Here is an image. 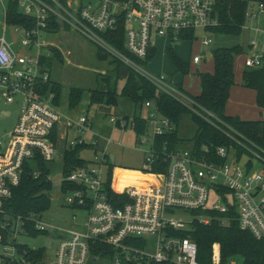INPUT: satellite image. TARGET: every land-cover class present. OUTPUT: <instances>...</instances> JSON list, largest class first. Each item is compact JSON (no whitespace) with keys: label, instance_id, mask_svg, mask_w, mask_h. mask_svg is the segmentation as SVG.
I'll return each instance as SVG.
<instances>
[{"label":"built area","instance_id":"obj_1","mask_svg":"<svg viewBox=\"0 0 264 264\" xmlns=\"http://www.w3.org/2000/svg\"><path fill=\"white\" fill-rule=\"evenodd\" d=\"M8 1L0 0L5 22ZM14 1L20 14L32 23L31 27L14 26L16 32L23 34L20 45L28 52L37 48V52L35 56L19 54L4 35L0 37V102L19 107L4 151L0 140V214L4 213L12 190L19 186L25 167L38 179L39 162L46 165L54 162L59 153L58 144L62 143V149L87 144L94 151L91 161L84 160V165L68 174L61 173L59 187L66 195V204L85 217L78 222L73 216L74 225H79L76 229H58L54 257L47 264H98L101 261L105 264H200L197 244L184 236L192 230L194 221L209 224V217L195 216L198 210L217 214L234 211L239 228L256 240L264 241V145L256 144L210 113L202 110V115L196 111L192 98L177 89L178 83L163 75L151 74L144 68L148 63H143L150 50L156 51L157 40L179 42L182 32L195 34L198 29L208 31L218 26V19L213 16L217 2L236 0ZM256 5V11L250 5L246 11L242 31H250L251 36L246 51L235 60L243 58L244 70L264 71V22L261 19L264 4ZM121 17L125 22L124 45L128 56L115 50L101 35L116 29ZM248 21H256V24L248 25ZM52 22H56L60 30L67 27L78 32L121 62L128 71L190 108L221 131L234 146L220 147L214 152L205 147L199 153L193 146L190 150L176 148L171 152L164 149L165 171L153 169L157 156L153 140L171 132L173 126L159 115L152 102L146 101L143 109L148 130L145 135L136 137V144L148 145L143 168L147 179L144 183L123 187L111 183L108 189L111 164L106 149L101 150L94 137L86 138L92 134L91 119L86 115L74 117L61 109L51 88L54 82L50 70L41 64L40 50L52 45L39 40L42 34L50 35L47 30ZM201 44L208 46L211 40L203 39ZM202 60L199 54L192 57L194 65ZM261 110V120H264V109ZM0 115L11 116L12 112L2 110ZM110 122L126 130L123 118H110ZM261 136L264 138V125ZM110 143L106 140L107 146ZM47 180L53 183L50 170ZM64 184L71 188L63 190ZM109 190L117 198L112 199ZM5 216L0 230L7 232L8 237L3 241L0 233V264H25L26 252L18 248L25 244L19 242V236L30 237L29 226L37 232L54 228L42 222V214L8 213ZM109 248L114 251L111 257L105 255ZM95 251L99 255H94ZM211 264H221L217 244L212 247ZM230 264H238V261Z\"/></svg>","mask_w":264,"mask_h":264},{"label":"trees","instance_id":"obj_2","mask_svg":"<svg viewBox=\"0 0 264 264\" xmlns=\"http://www.w3.org/2000/svg\"><path fill=\"white\" fill-rule=\"evenodd\" d=\"M255 3L264 4V0H236V1H218L214 11V17L218 19L219 25L208 29V31L229 37H237L242 33V26L246 23V11L249 5ZM6 24L8 26L31 27L30 19L22 16L19 12L18 5L14 0L8 1ZM65 29H68L65 27ZM124 17H121L116 29L101 34L118 52L127 55L124 45ZM60 26L52 22L48 28V33L56 34ZM180 41H194L193 32H182L179 34ZM53 52V59L61 60L60 54L50 48ZM98 57L106 59L109 55L98 49ZM244 50L240 45L233 47H221L213 51V72L200 74V91L196 96H189L193 101V108L204 114L202 110L210 113L213 117L226 125L236 129L242 135L255 142L264 145L262 138V126L264 120L244 121L238 117L229 116L225 113V108L230 98L231 90L234 86V65L235 57ZM167 53L172 65L177 73L187 76L190 70V64L182 61L175 52L169 48ZM155 50H150L146 58L148 63L154 56ZM41 64L48 66V59L41 58ZM111 64L115 67L116 79H121L120 70L123 67L118 60L111 58ZM100 84L97 88L85 92L78 88H71L67 96V105L69 110H74L81 106L85 100L86 105H105L117 106L118 94L116 85L113 80L106 75L100 76ZM242 78L245 86L254 91L256 94V103L264 109V71L244 70ZM51 88L56 94V103L59 104L61 95L60 84L54 82ZM177 89L185 94L187 91L183 88L182 83L177 84ZM87 95V96H86ZM120 96L129 100L135 107L136 112L132 118L124 117L127 123L126 130L132 123V132L136 137L143 136L147 133L146 111L143 104L146 101L152 102L157 112L162 118H165L173 126V130L153 140L154 150L157 153L153 169L159 168V171H165L166 163L162 161V152L166 149L171 152L179 148L182 140L177 136V127L183 116L191 115V119L196 126V133L193 138V148L197 153L208 147L214 152L220 147L234 146L232 142L221 133L215 126L203 120L200 115L193 113L190 108L184 106L171 96L158 91L154 85L128 71L127 78L124 80V86L121 89ZM138 111V112H137ZM137 113V114H136ZM217 124V122H216ZM55 140V137L54 139ZM85 149H90L87 144L76 145L72 149L63 148V174H68L72 169L84 165V160L78 155ZM156 167V168H154ZM38 168L41 175L34 179L28 167L22 175L18 187L12 190L11 198L4 205V213L0 214V224L6 220V214L26 215L29 213L42 214L50 209L51 200L49 197L52 191V184L47 180L49 169L46 164L39 162ZM115 166H110L108 171L107 185L110 189L112 181V171ZM63 190L68 188L62 185ZM71 188V186L69 187ZM112 199L117 198L109 190ZM195 216L204 215L210 218L207 225L194 221L192 230L184 233V236L197 244V260L200 264H211L212 247L217 244L220 249L221 264H230L237 260L238 264H264V241L256 240L249 232L242 231L239 228L238 220L234 211L228 214H217L208 211H195ZM230 218V219H229ZM228 219V220H225ZM30 237L36 238L43 232H37L32 227H28ZM2 240L6 241L8 233L0 230ZM21 252L25 251V264H45L46 251L44 248L31 249L26 245H19ZM94 255H99L95 251ZM105 255L111 257L114 255L112 249H106Z\"/></svg>","mask_w":264,"mask_h":264},{"label":"rangeland","instance_id":"obj_3","mask_svg":"<svg viewBox=\"0 0 264 264\" xmlns=\"http://www.w3.org/2000/svg\"><path fill=\"white\" fill-rule=\"evenodd\" d=\"M250 6L256 11V3ZM261 19L264 22V15ZM255 24L256 21H248V25ZM3 35L8 42L13 44V48L19 54L36 55L37 48L32 52H28L25 47L20 45L23 34L22 32H16L14 26L6 25L4 12L0 5V37ZM194 36V41L171 42L167 39L157 40L156 54L148 62L147 66L144 67L151 74L163 75L167 80L172 79L173 83H182L183 88L189 96L198 95L200 91V74L213 72V51L221 47H233L236 45H240L246 51L251 32L243 30L239 36L229 37L198 29L195 31ZM203 39H210L211 44L202 46L201 41ZM39 41L51 44L52 49L56 50L61 56V60L59 61L51 57L53 56V52L50 48L45 47L40 50L42 58L48 59V68L52 81L61 86V109L74 117L81 115L88 116L92 122V134L86 136V138L90 136L94 137L98 141L99 148L101 150L106 149L109 159L110 155L114 156L115 162L112 166H115V168L112 171V176L115 174V178L113 177L112 184L123 187L127 184H138L141 181L144 183L147 179L143 168L146 166L145 151L148 145H137L136 136L131 130L122 131L110 122V118H132L136 112L134 105L129 100L120 96L121 89L124 86V79H116L115 67L111 64L112 57L110 55L106 59L98 57L97 47L87 38L70 28L60 30L56 34H42ZM169 48L182 61L190 64L187 76H183L175 71L167 53V49ZM198 54L203 56V60L200 64L194 65L192 57ZM242 61L243 58L241 57L235 60L234 86L231 90L225 113L244 121H258L260 120L262 110L256 103L255 92L245 86L242 78V72L244 71ZM102 75L110 77L113 80L114 86H117V106H88L82 104L74 110H69L66 99L70 89L78 88L85 90V92L93 90L100 84L99 79ZM2 110H10L12 112V115L7 118H3L0 115V140L4 151L10 139L9 134L16 124L19 107L17 104L6 106L0 102V111ZM195 133L196 126L191 119V115H184L177 127V136L182 140L179 148L192 149ZM106 140L111 141L108 146L106 145ZM58 148L59 153L55 161L47 164L53 182V189L49 193L51 206L41 216L42 222L52 226L54 229L47 228L46 232H43L36 238L20 235L18 239L20 243L27 245L31 249L44 248L46 251L45 264L54 257L58 234L60 233L58 229H76L79 225H74L73 216L77 218L78 222H82L85 217L82 212L68 207L66 195L60 190L59 180L63 166L62 143L61 145L58 144ZM78 157L89 162L94 157V151L92 149H85L80 152ZM105 263L101 261L98 264Z\"/></svg>","mask_w":264,"mask_h":264},{"label":"water","instance_id":"obj_4","mask_svg":"<svg viewBox=\"0 0 264 264\" xmlns=\"http://www.w3.org/2000/svg\"><path fill=\"white\" fill-rule=\"evenodd\" d=\"M127 75H128V70L125 67H122L120 70L121 79L125 80L127 78ZM87 103H88L87 101H84L83 105H86ZM130 129H131V127H130ZM110 161H111V165H114L115 159H114L113 155H110ZM93 262H95V261H93Z\"/></svg>","mask_w":264,"mask_h":264},{"label":"crops","instance_id":"obj_5","mask_svg":"<svg viewBox=\"0 0 264 264\" xmlns=\"http://www.w3.org/2000/svg\"><path fill=\"white\" fill-rule=\"evenodd\" d=\"M62 61H63V60H62ZM62 61H61V62H62ZM59 104H60V103H59ZM3 117H4V118H7V117H10V116H8V115H3ZM138 181H139V180H138ZM141 182H142V181H141Z\"/></svg>","mask_w":264,"mask_h":264}]
</instances>
